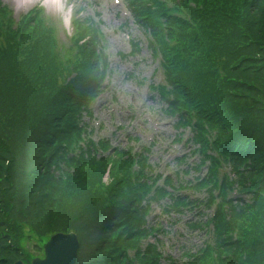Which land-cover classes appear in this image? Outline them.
Listing matches in <instances>:
<instances>
[{"label": "trees", "instance_id": "1", "mask_svg": "<svg viewBox=\"0 0 264 264\" xmlns=\"http://www.w3.org/2000/svg\"><path fill=\"white\" fill-rule=\"evenodd\" d=\"M127 4L163 56L158 90L176 126L193 129L209 177L156 186L144 176L145 149L111 152L107 139L86 135L110 62L82 8L64 45L40 6L17 19L0 1V264H29L27 243L42 249L57 232L77 234L76 264H264V0ZM222 165L233 178L220 179ZM204 188L203 200L187 193ZM164 199L165 212L185 216L215 206L213 245L184 248L180 260L144 245L157 230L146 227L150 202Z\"/></svg>", "mask_w": 264, "mask_h": 264}, {"label": "rangeland", "instance_id": "2", "mask_svg": "<svg viewBox=\"0 0 264 264\" xmlns=\"http://www.w3.org/2000/svg\"><path fill=\"white\" fill-rule=\"evenodd\" d=\"M2 1L14 10L16 17L41 3L39 1L28 3L27 0L20 4L16 0ZM63 1L61 10L45 9L58 28L60 40L67 42L63 16L66 13L71 16L72 5L74 10L76 5H80L84 7L83 16L85 17H95L96 14H100L106 52L111 61L113 71L111 90L105 92L94 105V119L91 121V126L94 127L92 138L94 140L110 139L113 146L135 145L136 151H140L143 146H149V142L155 140L158 143L152 147L154 152L151 155V161L174 160L176 156H184L188 150L171 143L176 137L174 119L162 114L163 104L158 100H152L151 95L154 93L150 89L149 92L147 91L150 83L162 81V73L159 60L153 56L148 46V35L144 32L145 30L132 23L126 0ZM67 33L70 35L71 29ZM133 38L140 40L142 47V51L136 57L130 56V39ZM120 53L128 56L123 58ZM112 95L118 98L116 102L111 101ZM144 115H148L151 121H147ZM188 131H185L184 139L189 135ZM133 137H139L140 141H130ZM155 213H159L158 210ZM161 219L168 222L164 223L168 230V234L163 239L164 247L174 258L180 257L183 246L199 243L198 233L183 232L181 228L182 230H179L177 234V228L182 227L180 223L177 224L175 221L174 224L167 225L171 221L168 215H163ZM27 246L33 253L38 250L36 247L33 249L34 242H28Z\"/></svg>", "mask_w": 264, "mask_h": 264}, {"label": "water", "instance_id": "3", "mask_svg": "<svg viewBox=\"0 0 264 264\" xmlns=\"http://www.w3.org/2000/svg\"><path fill=\"white\" fill-rule=\"evenodd\" d=\"M79 241L75 233H56L45 244V258H35L33 264H74ZM14 264H22L16 261Z\"/></svg>", "mask_w": 264, "mask_h": 264}, {"label": "bare ground", "instance_id": "4", "mask_svg": "<svg viewBox=\"0 0 264 264\" xmlns=\"http://www.w3.org/2000/svg\"><path fill=\"white\" fill-rule=\"evenodd\" d=\"M19 4L24 3V0H16ZM36 1H43V3L52 9L61 8L62 7V0H27L28 3H34Z\"/></svg>", "mask_w": 264, "mask_h": 264}, {"label": "flooded vegetation", "instance_id": "5", "mask_svg": "<svg viewBox=\"0 0 264 264\" xmlns=\"http://www.w3.org/2000/svg\"><path fill=\"white\" fill-rule=\"evenodd\" d=\"M39 257H40V258H44V255H40ZM26 264H28V263H26Z\"/></svg>", "mask_w": 264, "mask_h": 264}]
</instances>
